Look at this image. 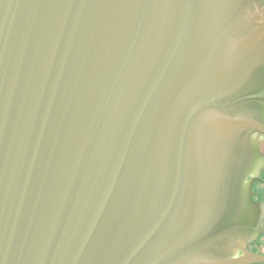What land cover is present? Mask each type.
<instances>
[{"label": "water", "instance_id": "95a60500", "mask_svg": "<svg viewBox=\"0 0 264 264\" xmlns=\"http://www.w3.org/2000/svg\"><path fill=\"white\" fill-rule=\"evenodd\" d=\"M262 133L264 0H0V264L264 263Z\"/></svg>", "mask_w": 264, "mask_h": 264}, {"label": "flooded vegetation", "instance_id": "af4514ba", "mask_svg": "<svg viewBox=\"0 0 264 264\" xmlns=\"http://www.w3.org/2000/svg\"><path fill=\"white\" fill-rule=\"evenodd\" d=\"M259 143V150L262 158L257 160L254 165V171L251 172L246 179V183L251 182L253 201L262 202L264 201V133L256 137ZM234 245V244H233ZM247 250L256 253L264 252V232L259 230L258 233L251 237L245 244ZM233 256H239L242 250L239 248H233Z\"/></svg>", "mask_w": 264, "mask_h": 264}, {"label": "trees", "instance_id": "16d2710c", "mask_svg": "<svg viewBox=\"0 0 264 264\" xmlns=\"http://www.w3.org/2000/svg\"><path fill=\"white\" fill-rule=\"evenodd\" d=\"M262 264H264V263H262Z\"/></svg>", "mask_w": 264, "mask_h": 264}]
</instances>
